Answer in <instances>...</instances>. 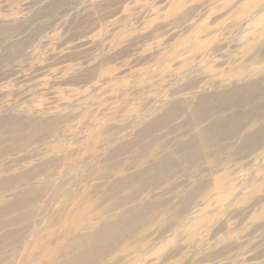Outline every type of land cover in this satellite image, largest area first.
<instances>
[{
	"label": "rangeland",
	"instance_id": "374dc122",
	"mask_svg": "<svg viewBox=\"0 0 264 264\" xmlns=\"http://www.w3.org/2000/svg\"><path fill=\"white\" fill-rule=\"evenodd\" d=\"M0 264H264V0H0Z\"/></svg>",
	"mask_w": 264,
	"mask_h": 264
}]
</instances>
